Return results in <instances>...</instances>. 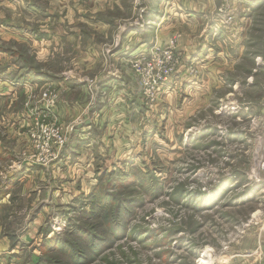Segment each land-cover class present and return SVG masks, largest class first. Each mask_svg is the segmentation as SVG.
<instances>
[{
  "label": "rangeland",
  "instance_id": "374dc122",
  "mask_svg": "<svg viewBox=\"0 0 264 264\" xmlns=\"http://www.w3.org/2000/svg\"><path fill=\"white\" fill-rule=\"evenodd\" d=\"M30 1L43 12L52 10L56 17H66L65 25L67 18H75L79 24L82 18L109 25L106 35L87 25L80 30L84 38L96 32L102 42L97 44L106 55L127 27L137 30L133 33L135 48V41L152 38L160 18L173 24L172 4L176 8L183 0L100 1L101 12L80 9L75 14L72 8L76 5L96 1L66 0L64 8L57 0ZM184 1L193 4L196 0ZM211 1L215 2L212 12L228 24L223 28L228 36L223 37L221 28L212 30L211 58L216 59L208 69H203L206 63L198 65L199 61L186 55L196 47L187 44V34L170 31L166 42L154 44L166 48L174 42L175 73L169 88L148 105L133 60L154 44L127 58L126 69L137 87L131 93L126 125L114 126L115 132L107 135L95 131V141L87 148L82 144L85 140L75 138L82 131L80 126L65 125L50 113L62 99L61 83L46 82L45 77H40V83L34 76L20 79L32 70L56 79L66 70L77 76L82 62H76L72 48L66 50L64 60L50 62L27 41L0 43L5 50L0 52L4 54L0 84L6 86L4 94L0 91V148L15 152H8L9 157L0 163L1 189L12 176L22 177L4 198L7 205H0V264H39L38 247L48 227L49 237L55 233L68 237L78 224L102 237L113 219L124 235L133 233L138 239L117 240L87 264H254L258 260L256 251L264 239V5L240 21L238 14L242 13L231 9V0ZM40 25L29 23L30 31H37L34 41L45 37H40L44 30ZM195 26L200 36L206 21L178 19L169 28ZM69 29L76 30L74 25ZM140 34L143 36L138 37ZM90 64L84 77L92 86L99 64ZM195 80L199 81L197 89L190 87ZM17 87L19 92L9 93ZM84 149L92 155H81ZM117 168L141 176L136 183L111 189L121 200V208L114 205L94 212L95 216L90 215L92 208L87 203L85 211L77 210L80 200H92L88 197L99 178L103 185L109 182L110 177L103 173ZM199 203H205L206 209L197 211ZM164 236L163 245L150 247ZM3 240L8 243L5 249ZM69 240L87 257L76 236ZM51 261L59 262L60 257Z\"/></svg>",
  "mask_w": 264,
  "mask_h": 264
},
{
  "label": "crops",
  "instance_id": "0c3cea01",
  "mask_svg": "<svg viewBox=\"0 0 264 264\" xmlns=\"http://www.w3.org/2000/svg\"><path fill=\"white\" fill-rule=\"evenodd\" d=\"M57 1L60 2L64 8L63 3L65 4L66 0ZM94 1H96L94 5L88 4V2V5H76V9L72 8V11L74 14L75 12L78 13L80 9H84L85 12L88 11L90 13L101 12L103 8L100 1L107 4L111 0ZM231 1V9L235 11L236 9H240V13H242L238 14L240 21L244 20V17H247L248 14L257 12L262 5H264V2L259 0ZM187 2L183 0L181 3H178L176 8H174L172 4V8L175 11V14L172 15L174 20L173 24H170L171 22L163 23L161 20L162 18H160L159 22L155 25L153 36L150 40L135 41L134 48L133 42L136 38L133 36V33H136L137 30L127 27L121 36L118 37L117 43H115L113 48L107 50L106 55H104V51L97 44V42H101L98 40V34L101 31L100 35H106L108 33L107 28L110 27L109 25H101L100 22L96 23L90 19L84 20L79 16L78 18L82 20L80 24L74 22L75 18H71L70 20L67 18V24L65 25L66 17L58 18L54 15L52 10L43 12L42 9L37 8L30 0H0V43H6L11 40L14 42L27 41L33 49L35 48L38 51L37 53L35 52L36 54L42 55L43 57L40 56L41 58L50 62H54L57 58L64 60L67 55L66 50H68L69 47L72 48V51L75 53L71 52V54L76 55V62H82L80 64L78 63L80 71H78L77 76H74L71 70H66L67 73L63 72L59 78L56 79L51 77L49 80H46V82L50 81L53 84L61 83L60 91L63 92L61 96L62 99L58 101V106L50 111V113H52V117H56V119L60 120L65 125L80 126L82 130L81 133L74 137L79 138L80 141L85 140L86 142L82 144H85L83 146L87 148L91 145L90 142L95 141L93 137L95 131L107 135L115 130L114 126L119 125L125 127L126 125V113H128L131 93H133L134 89L137 87V84L135 85V83H133L134 79H132V74L126 69L125 62L127 58L133 57L132 55L138 51L144 52L147 46H151L156 42L157 44H163L167 41L170 31L175 30L187 34L185 35L189 37V40L186 39L187 44H191L192 46L195 44L196 47L194 50H192L191 53H186L188 58L193 60V62L195 60L199 61L198 65L206 63L203 69H208L206 66L212 63L213 59H216L214 57L211 58L213 55L212 44L209 42V38L211 40V32L212 30L216 31L221 28V33L225 35L223 37H227L228 35L224 34L223 28L228 24L223 23L222 18H219V16L217 17V15L212 12V8H214L215 5L214 1L210 0L204 2L202 0H196L193 4H190V1ZM236 2L239 4H236ZM65 7L68 8L67 5ZM92 7L97 9L91 11ZM177 18L179 21H186L187 23H200L203 20L206 21V27L200 33V36L198 32H196V26L185 28V30H182V27L170 29L169 27L171 25L173 27L177 23ZM168 19H171V17H168ZM29 23L41 24L40 27L44 30L41 31L42 34L40 37L42 38L43 34L45 37L41 40L34 41L33 38L36 37L37 31L33 30L34 33L31 32ZM72 25H74L75 31L69 29ZM85 25L92 30L96 28L98 34L94 32L93 36H89L88 38L81 36L82 32H80V30L84 28ZM67 30L71 32H67ZM217 34L221 35L219 33ZM140 36L142 37L143 35L140 34L138 37ZM218 52L219 50L217 53ZM222 56V54L216 55L218 59L226 62V59ZM3 58L4 54L0 53V60ZM91 62L99 64L98 69L94 73L95 76L92 81V86L88 85L89 83L86 81L87 78L84 77L85 73L88 72L86 70L89 68V65H91ZM106 64L107 67H105ZM82 72L84 73L81 75L80 73ZM46 76H48V74ZM36 79L38 80L35 81L37 83L42 81L40 78ZM198 83L199 81L195 80V82L190 84V87L197 89ZM2 85L0 84V91L4 94L6 86L4 84ZM34 87L37 88L36 85ZM17 92H19L18 87L9 91V93ZM21 116L26 117L23 114H21ZM17 117L19 118L20 116L17 115ZM119 126L118 128H120ZM91 128H93V130H91ZM90 149L92 150V148ZM91 150L87 152L86 149H84L80 154L89 156ZM80 151H82V149ZM8 152L10 151L0 148V163L3 162V159L9 157ZM12 152L15 154L14 151ZM76 153L79 154V152ZM21 178L19 176L17 178L12 176L4 188L2 186L3 189H1L0 186V191L5 193L2 198H0V204L7 205L6 203H8V201L4 198H6L7 194L11 191V185H15L17 182L21 181ZM1 233L0 221V235ZM1 242L4 246L3 249L8 247L7 241L3 240ZM262 243H264V239ZM262 243L260 242L258 245V251H256L258 260H254V264H264V244Z\"/></svg>",
  "mask_w": 264,
  "mask_h": 264
},
{
  "label": "trees",
  "instance_id": "16d2710c",
  "mask_svg": "<svg viewBox=\"0 0 264 264\" xmlns=\"http://www.w3.org/2000/svg\"><path fill=\"white\" fill-rule=\"evenodd\" d=\"M5 51L4 49L0 48V52ZM9 53V50H6ZM34 76L36 78L45 77L50 79V77L46 76V74H42L38 71H25V73L21 76V80H24L26 77ZM118 170L112 171H106L103 173L106 177H110L109 182H107L106 185L101 184V178H99V183L94 186L92 189L91 195H89L88 198H92L90 201H81L80 200V207L77 208V210L85 211L83 209L84 203H87L90 208H92V212L90 213L91 216H95L94 212H100L106 209H110L114 205L118 208L120 206L121 200L118 198H115V195L113 194V191L111 190L115 186H127L128 184L136 183L141 176L135 175L132 173H125L122 171V168H117ZM116 172H120L118 176H114L112 173L116 174ZM139 184H143V179L139 180ZM218 190V189H217ZM5 193L0 192V198ZM202 196H205V193L202 194ZM181 198V197H180ZM179 198V200H180ZM118 201L117 203H114ZM123 201V200H122ZM199 203L196 205L197 211H203L205 210V203L202 204ZM1 205V204H0ZM74 209V207H71ZM121 208V206H120ZM119 208V209H120ZM118 216V215H117ZM68 219V218H67ZM121 219V215H120ZM109 222L108 225V232L107 235H103L102 237H97L96 235L92 234L91 231H88L86 227H83L82 225H75L74 230H70L68 232V237H62L59 234H53L49 237V234L51 232L50 227H48V231L45 233L40 245H39V251L41 252V258L39 264H87L91 261H94L96 256H98L101 252V250L105 247L111 246L115 243V241L120 240L124 237H127L130 240L138 239L137 235L131 234V237L127 236V234L124 235L123 228L121 225L115 220ZM68 222L70 220L68 219ZM120 230V231H118ZM72 236H76L79 241L77 242L79 244H83L86 248V255L85 253H81V251L78 248H75L74 244L69 240ZM166 236H164L159 243L156 245L153 244L150 247L152 248H159L161 245H163L166 242ZM142 240H139L138 242H141ZM80 252V254H79ZM163 253V252H162ZM60 261L56 263H52L51 258H59Z\"/></svg>",
  "mask_w": 264,
  "mask_h": 264
},
{
  "label": "built area",
  "instance_id": "2783aa9c",
  "mask_svg": "<svg viewBox=\"0 0 264 264\" xmlns=\"http://www.w3.org/2000/svg\"><path fill=\"white\" fill-rule=\"evenodd\" d=\"M173 43L171 41L170 46L166 48L154 44L147 53H143L133 60L134 71L139 77L143 92L142 98L144 103L148 105L158 100L161 90L169 88L170 79L175 73L173 72L174 66L177 64L172 47ZM58 132L56 133L57 136H59ZM58 141L60 144L62 143L60 138ZM45 152L49 153L48 150Z\"/></svg>",
  "mask_w": 264,
  "mask_h": 264
},
{
  "label": "bare ground",
  "instance_id": "6f19581e",
  "mask_svg": "<svg viewBox=\"0 0 264 264\" xmlns=\"http://www.w3.org/2000/svg\"><path fill=\"white\" fill-rule=\"evenodd\" d=\"M206 257H205V255L203 254V257H202V259H205ZM201 262H203V260H201Z\"/></svg>",
  "mask_w": 264,
  "mask_h": 264
}]
</instances>
